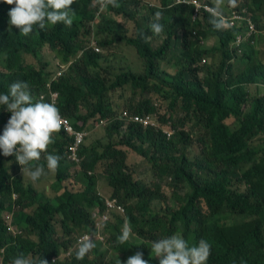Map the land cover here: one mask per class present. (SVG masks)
<instances>
[{
  "label": "trees",
  "instance_id": "16d2710c",
  "mask_svg": "<svg viewBox=\"0 0 264 264\" xmlns=\"http://www.w3.org/2000/svg\"><path fill=\"white\" fill-rule=\"evenodd\" d=\"M176 1L118 0L119 7L101 10L95 0H78L71 28L61 23L23 36L15 26L8 31L14 5L0 0V94L16 81L29 84L34 101L42 94L51 103L49 92H57L60 115L89 131L79 162L66 157L67 135L55 134L38 163L46 167L47 155H58V170L35 182L24 184L15 156L0 153V264H12L20 255L47 264H116L117 258L124 264L137 251L148 264H159L151 244L172 235L189 246L208 241L207 264H264V91L248 89L264 85V57L257 45L264 44V24L254 15L255 42L247 37L237 46L247 23L218 31L203 10L211 0H197L202 4L198 18L194 3ZM240 1L252 12L264 6V0ZM158 11L164 30L154 35L150 24ZM96 15L103 23H91ZM150 35L162 43L153 45ZM93 37L102 51L91 47ZM122 45L132 49L126 64L113 52ZM44 47L55 49L60 61H71L61 75L41 62ZM239 56L244 66L236 72ZM27 57L39 68L26 69ZM123 110L149 116L158 126L128 123ZM10 115L0 106V134ZM128 152L147 158L151 168L135 175ZM99 172L108 178L110 197L124 207L122 214H112L118 215L115 222L100 229L95 221L107 207L98 193ZM41 184H47L42 191ZM158 204L163 206L157 209ZM126 224L139 245L117 243ZM83 233H103L116 255L107 261L103 242L96 240V247L77 260Z\"/></svg>",
  "mask_w": 264,
  "mask_h": 264
},
{
  "label": "clouds",
  "instance_id": "9594fccd",
  "mask_svg": "<svg viewBox=\"0 0 264 264\" xmlns=\"http://www.w3.org/2000/svg\"><path fill=\"white\" fill-rule=\"evenodd\" d=\"M74 2L75 0H4V3L14 5L8 12V31H11L12 27L15 26L21 35L29 36L36 28L46 31L50 26L61 23L65 27L71 28L76 15L71 8ZM176 3L187 4L191 2L177 0ZM95 4L99 5L101 10L107 9L109 6L113 8L119 7L118 0H95ZM225 7L236 8L237 0H211V6L206 8L211 17L210 23L218 31L227 30L233 26L224 16L223 10ZM154 15L155 19L150 24V28L154 35H159L164 30L163 24L160 23L162 13L158 11ZM247 29L248 27L246 26L244 29L245 35H247ZM256 32L257 29L251 33L252 36H247L250 39L254 38L252 43L256 40ZM93 42L95 41L91 39V47L95 51H100L99 44ZM48 49L51 50L49 47ZM54 50H51L53 58H55L54 54L56 53ZM80 54L81 50L78 55ZM55 59L56 61L52 64L53 69L57 75H61L64 70L69 68L71 61L63 62L57 58ZM204 59L205 57H203L201 63H204ZM49 94L50 100L55 99L56 101L57 92H49ZM41 97L42 94H37L35 99L38 101H34L29 84L25 81L12 83L6 94H0V106H3L6 111L11 113L3 133L0 134V153L4 156H15L16 162L21 166L22 173L27 169L28 176L33 182L49 173L55 174L58 170L61 159L58 155H47L46 167L38 163L41 159V154L48 150L50 144L54 143L55 134L61 131L67 135L71 142L65 149L66 157L71 161L79 162V150L81 145L87 140L89 132L81 124L75 125L69 118L62 117L54 102H44ZM39 98L41 99L39 100ZM122 114L123 116H128L124 118L128 123L138 121L144 128L149 125L153 127L158 126V123L149 116H130L127 110H123ZM101 118L102 116L99 119L100 124L105 125L106 120ZM147 118L153 123H145L144 120ZM91 121H93V118L89 122ZM71 146H77L75 147L77 149V159L69 157ZM107 199L115 200L116 204L122 206L115 197L107 196L105 202ZM106 207L107 214L105 216H110L113 213L122 214L124 212L123 206V211L115 209V207L113 209L108 208L107 202ZM105 216L100 218H104ZM100 218L97 220H100ZM97 228L100 229L101 225ZM10 229H14V227L10 226ZM96 235L99 234L85 233L78 238V248L75 252L77 260H83L96 247L94 243L97 239ZM131 238V226L126 224L121 234L117 237V243L125 244ZM151 252L153 253L152 256L159 258V264H207V260L211 255V245L205 239H200L197 245L189 246L182 236L172 235L153 241ZM142 257L143 253L137 251L134 255L128 257L124 264H148V261ZM12 264H47V261L20 255L13 259ZM116 264H122V262L117 258Z\"/></svg>",
  "mask_w": 264,
  "mask_h": 264
},
{
  "label": "rangeland",
  "instance_id": "374dc122",
  "mask_svg": "<svg viewBox=\"0 0 264 264\" xmlns=\"http://www.w3.org/2000/svg\"><path fill=\"white\" fill-rule=\"evenodd\" d=\"M76 5H78V0H75V2L71 5V8L72 10L74 11V8L76 7ZM244 5V2L240 1L238 4H237V7L236 8H228V12H231V11H238L239 14H240V20L239 21H243L242 22V25L245 23H247V27L250 26L251 22H253L254 24H257L256 21L254 20L255 16L257 17L259 23L261 24H264V6L261 7L258 11L256 12H252L247 6H243ZM113 16L117 15V14H113L112 12H110ZM138 19V18H137ZM119 20H122L123 22H125V19L123 18H119ZM238 21V22H239ZM130 22L132 23V28L134 27V22H132L130 20ZM92 24H101L103 23V19L100 18L99 16L96 15V17L91 21ZM128 28H131L130 27V24H129V21L126 25ZM245 25H243L244 27ZM149 39L152 40V43L153 45H159L162 43V39L160 38H154L153 35H150L149 36ZM92 41H95L93 43H97V39L96 38H92ZM214 42V38H210L209 39V44H212ZM258 49L261 51L260 54H263V57H264V44L263 43H258ZM129 51H132L131 47L128 46V45H122V46H119L118 48H114L113 49V52H116L119 59L121 61H123V64H126L127 63V60H129L131 58L130 56V53L128 52ZM102 51V50H100ZM42 60L41 62H44V61H47L49 63L48 65V69L49 70H53V62L56 61L55 58L52 57L53 55V52L51 50H49L47 47H44L42 49ZM241 56H239V58L237 59L236 61V69L235 71L238 72L239 70L242 69V67L244 66V64L240 63L239 61H241L240 59ZM208 58V57H206ZM24 62L26 63V69H28L29 65H33L36 69L39 68L40 66V63L38 61H36L35 59H32V62L27 58H24ZM135 68H138V64H135L134 66ZM170 71L174 72V69L172 68H168ZM0 71H4V68H0ZM249 91H251L252 93L256 92V93H259V92H263L264 91V85L263 84H258V85H250L248 87ZM89 89L87 91H85L86 93H89L88 92ZM119 92L120 91H117L118 95H119ZM130 93V91L127 92V94ZM55 101V99H52L51 100V103H53ZM120 101V100H119ZM64 117V116H62ZM233 120H235L234 117H231L230 119H228L229 122H231L232 124L234 123ZM236 122V120H235ZM101 133H103V130L100 131ZM128 157L131 159V162H132V166H133V162H135V167H134V174L135 175H140V173L144 170V169H147L148 167L151 168V162H149V160L147 158H140V156L138 155H133V154H130L128 152ZM21 167V166H20ZM21 173H22V170H21ZM51 174V173H49ZM52 175V174H51ZM22 181L24 184H26V182L28 180H31L28 176V171L27 169L24 170V176L22 177ZM170 179V178H169ZM98 193L100 195H103L105 197L107 196H110L112 194V188L108 185V178L105 177V175L102 173V172H99V176H98ZM48 182L49 179L48 178H43L41 180V182ZM68 183V181H66ZM47 184H41V191L43 190V188L45 189V186ZM68 186H71V184H66ZM163 185H165L163 188L164 190L169 193L171 192V188L169 187V185H167V183H164ZM79 189V188H77ZM166 203V201H165ZM163 206L162 204H158L157 205V209H160V207ZM115 215V214H114ZM116 217V218H115ZM115 217L110 214V216H105L104 218H100V220H97L95 221L96 222V226L99 227L101 225V222H115L118 218V215H115ZM57 228L59 227V224L57 223L56 224ZM85 234V233H83ZM83 234H79L78 237H81ZM59 236V235H57ZM97 239L96 240H99V242H103V245L101 246V251H107L106 252V255H105V259L107 261H110L112 257H114L116 255V253L112 250H108V247L105 245V237L103 236V233H102V236L99 234V235H96ZM60 238V237H59ZM58 238V239H59ZM96 240L94 242H96ZM97 243V242H96ZM130 243H132L133 245H139L141 242L140 240L134 236L132 234V238L130 239ZM126 261V260H125ZM154 261L155 263H159V258L155 257L154 256Z\"/></svg>",
  "mask_w": 264,
  "mask_h": 264
},
{
  "label": "built area",
  "instance_id": "2783aa9c",
  "mask_svg": "<svg viewBox=\"0 0 264 264\" xmlns=\"http://www.w3.org/2000/svg\"><path fill=\"white\" fill-rule=\"evenodd\" d=\"M187 2H192V3L195 4V15H194V18H198L199 17L198 14L200 13V8L202 7V4L199 1H197V0H187ZM207 7H210V6H204V9L203 10H205V8H207ZM224 16L227 19V21L229 23H231L232 25L238 24V21L240 20V14H239L238 11H231V12L225 14ZM255 27H256L255 24L253 22H251L250 26L246 30L247 35H238L237 36V38L235 40L236 45L237 46H240L243 43L244 39L247 36L248 37L252 36L251 33L253 31L254 32L256 31V28ZM203 61L205 62V59ZM144 122L145 123H148V122L153 123L148 118L145 119ZM75 147H77V146H71L70 147V155H69V157L72 158V159H77V156H76L77 149H75ZM106 202H107L108 208L113 209L115 207V209H118V210L123 211L122 206L119 205V204H116L115 203V200L107 199ZM84 237H86V236H84Z\"/></svg>",
  "mask_w": 264,
  "mask_h": 264
}]
</instances>
